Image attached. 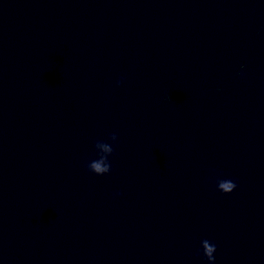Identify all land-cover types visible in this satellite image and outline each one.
<instances>
[{"label":"water","instance_id":"water-1","mask_svg":"<svg viewBox=\"0 0 264 264\" xmlns=\"http://www.w3.org/2000/svg\"><path fill=\"white\" fill-rule=\"evenodd\" d=\"M0 264H264V0H0Z\"/></svg>","mask_w":264,"mask_h":264},{"label":"clouds","instance_id":"clouds-1","mask_svg":"<svg viewBox=\"0 0 264 264\" xmlns=\"http://www.w3.org/2000/svg\"><path fill=\"white\" fill-rule=\"evenodd\" d=\"M243 68V65H242ZM240 75H242V73H240ZM217 91H219V89H217ZM229 189H233L236 187L235 184H229L226 186ZM216 250L215 245L209 247L207 244H205V251L203 253V255L207 258L208 261L210 262H214L215 257L213 256L214 251Z\"/></svg>","mask_w":264,"mask_h":264}]
</instances>
